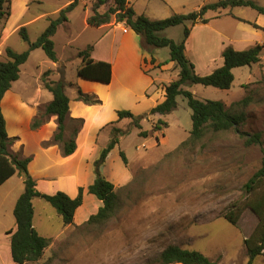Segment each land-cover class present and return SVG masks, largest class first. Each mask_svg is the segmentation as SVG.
I'll return each instance as SVG.
<instances>
[{
  "label": "crops",
  "instance_id": "crops-1",
  "mask_svg": "<svg viewBox=\"0 0 264 264\" xmlns=\"http://www.w3.org/2000/svg\"><path fill=\"white\" fill-rule=\"evenodd\" d=\"M8 1L9 15L0 22V60L5 58L7 48L17 53L28 50L29 47L22 44V28L26 29L29 40L34 42L48 27L50 20L56 19L60 11L70 4L68 0ZM81 1L79 0L78 6L69 14L68 22L61 25L53 37L56 52L61 33L67 39L66 46L75 44V38L80 35L72 28V17ZM218 1L221 0H127L128 6L138 15H144L150 20H161L174 14H188L205 4ZM253 1L264 8V0ZM46 2L52 7L51 10L42 14L33 12V4L43 5ZM85 7L87 9L83 16V31L89 39L78 48L74 56H78L80 50L91 46L92 59L112 65V80L109 84H104L81 77L72 82L63 77L67 83L66 94L70 99L65 140H69L73 133L72 121H83L76 136L75 151L66 156L62 144L53 143L58 130L57 116L50 115L40 127L32 128L34 119L44 113L54 98L44 86L43 74L51 71L50 80H61L60 69L66 68L68 58L57 52L58 61L53 62L41 48L31 51L28 60L20 66L18 80L12 83L1 102L7 133L13 139L9 150L20 159H30L27 169L36 182V189L46 195L63 192L71 198L78 196L80 188L84 189L83 203L75 212L74 223L69 226L64 225L62 218L48 201L41 197L33 200V226L52 245L67 243L72 234H81V229L88 226L90 218L103 206V202L87 189L95 180L94 163L114 136L115 130H126L123 124L126 127L131 124L126 121L129 119L119 120L118 112L127 110L136 116L148 114L165 100V86L177 77L179 71L173 61L165 62L159 57L161 49L144 50L141 37L121 23L112 21L100 27L89 26L87 20L93 13L92 4L88 8L85 3ZM206 17L210 19L209 22L194 25L186 41L185 54L194 64L196 73L205 76L221 67L224 64L222 54L227 47L244 51L260 45L263 47L261 61L248 66L253 77L246 79L242 89L245 94L247 85H252L257 89L256 92L264 90V14L251 7H235L210 11ZM187 25L191 26L190 23ZM169 29L163 35H168ZM81 64L82 59L79 58L78 68ZM199 68H202V72ZM237 69L233 70L234 76ZM69 87L73 89L72 95L67 91ZM79 89L91 95L97 102L86 103L79 100ZM230 89L225 91L229 93ZM155 117L156 121L163 119L160 114H155ZM138 131L139 129L137 135L140 136ZM131 132L132 130L119 138L118 144L109 153L102 167V173L116 189L123 188L133 179L132 162L122 145L123 139H127ZM121 151L126 154L128 164L124 163ZM24 190V178L18 173L0 186V264H15L11 254V237L17 230L14 209ZM41 201H45V204ZM37 202L42 203L40 207L43 212H50H45L48 222L58 219L59 226L56 230H52L53 224L49 225L45 219L36 221ZM52 209L56 212L53 213ZM191 235L194 242L196 236ZM183 246L180 247L186 249ZM221 257L222 255H217L215 261H212L219 264Z\"/></svg>",
  "mask_w": 264,
  "mask_h": 264
},
{
  "label": "rangeland",
  "instance_id": "rangeland-1",
  "mask_svg": "<svg viewBox=\"0 0 264 264\" xmlns=\"http://www.w3.org/2000/svg\"><path fill=\"white\" fill-rule=\"evenodd\" d=\"M8 2L6 0L4 6L7 11ZM48 2L33 4V12L42 14L51 10ZM85 3L90 8L92 1L82 0L72 17V28L80 33L75 38L76 43L66 46V37L62 33L58 37L57 52L68 58L60 74L62 79L65 77L72 82L79 78V56H74L75 52L89 39L83 31ZM114 6L115 0H108L98 11L104 13ZM184 28L185 25L172 27L164 36L180 43ZM22 44L29 47L24 40ZM142 46L146 51L153 49L143 42ZM159 57L165 62L170 60L169 48H161ZM199 71L202 72V68ZM249 76L253 77L250 67L238 68L229 93L200 84L183 88L200 100L225 101L233 112H245L246 119L240 130L260 133V144L246 145V139L235 130L207 129L200 140H190L192 110L183 96L177 98V109L162 117L168 122V128L154 132L153 127L159 120L156 121L155 115L142 120L148 137L138 136V129L131 120H126L131 124L126 127L124 123L123 127L132 130V134L123 139L122 145L132 162L133 179L118 191L120 208L116 215L105 222L83 227L81 234H72L67 243H50L38 263L27 264H156L160 252L172 244L200 251L213 261L217 255H222L219 264L247 263L244 240L256 230L259 218L249 208H244L247 194L243 187L264 160V90L256 92L252 85H247L245 94L242 85ZM67 91L73 94L71 87ZM244 97L250 99L247 106L239 103ZM71 128H75L74 123ZM115 135L120 138L119 134ZM183 142L186 143L182 145ZM45 201L41 202L45 204ZM41 202L36 203V221L48 222L46 213L50 212L42 211ZM233 206L244 208L237 226L224 218ZM51 223L52 230H56L58 219L48 222ZM191 234L196 236L194 242ZM254 264H264V257Z\"/></svg>",
  "mask_w": 264,
  "mask_h": 264
},
{
  "label": "trees",
  "instance_id": "trees-1",
  "mask_svg": "<svg viewBox=\"0 0 264 264\" xmlns=\"http://www.w3.org/2000/svg\"><path fill=\"white\" fill-rule=\"evenodd\" d=\"M70 4L60 11L56 19H51L48 27L34 42L29 40L25 28L20 30V35L24 41L29 43V49L17 53L11 48L6 49V56L0 60V186L16 173L24 178L25 190L19 197L14 216L17 223V230L11 237V254L15 264L38 263L43 257L45 250L50 245V240L39 235L33 226L34 205L33 200L41 197L47 200L54 207L62 218L65 226L74 223V215L78 207L83 203L84 189L80 188L76 198L58 192L54 195L40 193L36 189V182L28 173V163L30 159H20L11 154L9 147L13 139L9 137L6 129V120L2 113L1 102L6 92L12 87V83L18 80L20 66L24 64L31 51L41 48L47 57L57 62V52L53 40L58 28L68 22L69 14L78 6L79 0H68ZM93 13L88 18L87 23L92 27H100L112 22L115 16L116 23H121L126 29L136 32L142 39L144 45L151 48H169L170 61L175 63L179 70L177 77L165 86V100L153 108L148 114L136 116L132 112L122 110L118 112L119 120L129 119L134 128L140 130L139 135L148 137L149 132L143 130L142 120L148 115L160 114L166 116L177 109V98H186L188 106L192 110V130L190 140H200L205 135L207 129L214 132L235 130L246 139V145L260 144L261 134H248L240 130V126L245 122V112H233L227 108L221 100H200L194 93L185 90V85H204L215 87L222 90H229L235 80L233 70L240 67L252 66L261 61L263 47L258 45L253 48L237 51L232 47H227L222 54L224 64L215 69L212 73L200 76L196 73L194 64L185 54L186 41L190 36L191 29L198 23L207 24L209 18L206 17L210 11H222L235 7H251L259 13L264 14V8L253 0H221L215 3L205 4L196 11L188 14H174L161 20H150L144 15H138L132 7L128 6L127 0H115V6L110 7L106 12L100 13L101 6L108 3V0H91ZM6 0H0V22L9 15L5 9ZM187 23H190L189 27ZM185 25L183 40L178 43L173 39L165 37L163 32L169 28ZM256 28L258 26L254 25ZM92 47L89 46L78 52L82 64L78 68V76L91 81L109 84L112 80V65L105 61H95L91 58ZM51 71L43 74L44 86L53 94L52 102L46 107L44 113L38 115L32 124L33 129L40 127L45 118L57 116L58 130L55 133L53 143L62 144L64 155H71L76 149V136L83 125L82 120H73L75 128L69 140H65L66 120L69 114L70 99L66 94L67 83L64 79L52 81L49 79ZM78 99L86 103L97 102L91 95L85 94L81 89L78 91ZM249 97H244L239 103L249 105ZM168 128V122L159 119L153 127L154 132ZM115 134L125 136L130 132L129 129L115 130ZM112 136L108 145L101 151L98 159L94 163L95 180L88 187V192L95 195L103 202L97 214L93 215L87 225L92 223H102L116 215L120 208V198L115 185L110 182L102 173V167L112 149L119 142L117 135ZM186 142H183L184 145ZM264 152V150H263ZM121 157L125 164H128L126 154L121 151ZM244 191L247 194L244 208H249L258 218L259 224L256 230L244 240L249 260L246 264H254L255 260L264 257V160L262 167L245 183ZM243 207L233 206L224 218L234 226L238 225L239 219L244 210ZM217 264L203 253L196 250L184 249L178 245H168L160 254L156 264Z\"/></svg>",
  "mask_w": 264,
  "mask_h": 264
}]
</instances>
